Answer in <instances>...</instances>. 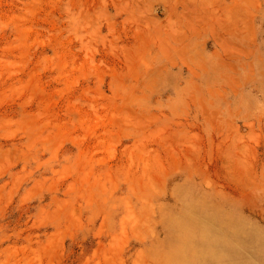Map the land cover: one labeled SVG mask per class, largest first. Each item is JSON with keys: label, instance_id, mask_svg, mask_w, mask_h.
<instances>
[{"label": "rangeland", "instance_id": "374dc122", "mask_svg": "<svg viewBox=\"0 0 264 264\" xmlns=\"http://www.w3.org/2000/svg\"><path fill=\"white\" fill-rule=\"evenodd\" d=\"M210 209L264 251V0H0V264H168Z\"/></svg>", "mask_w": 264, "mask_h": 264}, {"label": "bare ground", "instance_id": "6f19581e", "mask_svg": "<svg viewBox=\"0 0 264 264\" xmlns=\"http://www.w3.org/2000/svg\"><path fill=\"white\" fill-rule=\"evenodd\" d=\"M236 220L227 216L222 221L210 209L207 214L193 219L176 221L170 231L181 239L171 245L168 264H264L261 233L252 227H238ZM187 223V224H186Z\"/></svg>", "mask_w": 264, "mask_h": 264}]
</instances>
